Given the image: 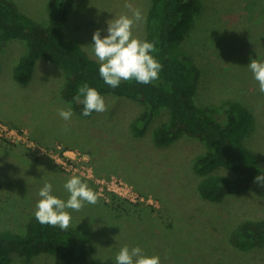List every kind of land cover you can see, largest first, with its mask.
I'll use <instances>...</instances> for the list:
<instances>
[{
	"label": "rangeland",
	"instance_id": "1",
	"mask_svg": "<svg viewBox=\"0 0 264 264\" xmlns=\"http://www.w3.org/2000/svg\"><path fill=\"white\" fill-rule=\"evenodd\" d=\"M20 10L47 24L50 0H13ZM143 19L133 36L146 41L151 0H128ZM263 0H202L195 24L182 41V51L196 66L195 102L215 108L228 99L242 102L254 119L245 144L264 159V94L248 65L264 62ZM125 0H75L66 32L79 38L91 58L93 33L107 34V21L131 16ZM27 50L12 39L0 46V230L24 233L35 216L45 182L52 194L67 200L64 184L72 177L98 194L95 205L68 209L70 227L86 235L95 248L94 262L115 264L120 249L139 246L160 264H264V243L241 249L231 241L235 227L246 219L264 218V197L253 191L234 193L222 201L201 197V176L193 163L205 152L204 141L182 135L157 145L153 129L169 120L162 110L143 136L131 123L143 111L137 100L101 95L103 113L79 114L62 95V68L41 57L32 78L19 82L14 65ZM70 106L64 121L58 110ZM68 129L67 131L65 129ZM42 150V151H41ZM218 173L231 175L227 170ZM9 264H66L43 253Z\"/></svg>",
	"mask_w": 264,
	"mask_h": 264
},
{
	"label": "trees",
	"instance_id": "2",
	"mask_svg": "<svg viewBox=\"0 0 264 264\" xmlns=\"http://www.w3.org/2000/svg\"><path fill=\"white\" fill-rule=\"evenodd\" d=\"M74 1L50 0L48 22L40 24L13 0H0V46L12 39H20L27 46L14 65V78L29 81L37 60L43 57L64 71L62 95L79 114L83 104L75 97L85 82L101 95L140 101L144 109L131 123L135 136L145 135L154 118L166 109L169 120L153 129L157 145L169 144L182 135L201 139L206 145L205 152L197 155L193 163L201 176V197L219 202L228 195L247 191L264 197V186L254 183V177L264 175V159L243 139L253 123L252 113L242 102L232 99L215 108L201 107L195 102L192 73L197 68L182 51L181 43L195 24L202 0H151L146 41L155 45L151 54L162 65L159 78L147 85L135 80L122 81L115 89L104 83L98 61L88 55L79 38L66 32ZM220 169L232 174L218 173ZM231 241L241 249L263 244L264 218L240 222ZM94 248L80 230L41 225L35 216L30 218L24 233L0 230V264H9L16 258L31 260L43 253L57 255L66 264H110L92 261L90 254Z\"/></svg>",
	"mask_w": 264,
	"mask_h": 264
},
{
	"label": "clouds",
	"instance_id": "3",
	"mask_svg": "<svg viewBox=\"0 0 264 264\" xmlns=\"http://www.w3.org/2000/svg\"><path fill=\"white\" fill-rule=\"evenodd\" d=\"M124 7L131 12V16L122 14L107 21V34L102 37L103 30L97 29L92 36L94 43L91 46L99 63V75L104 83L113 89L119 87L122 81L135 80L140 84H150L159 78L162 69V65L151 54L155 52L154 43L141 41L133 36L134 25L143 19L141 10L135 8L128 0H125ZM248 68L258 82L260 93L264 94V62L252 59ZM75 99L83 104L82 115L85 117L93 112L107 111L104 98L97 89L90 87L86 82L79 87ZM58 115L64 121H70L73 112L68 106L59 109ZM254 183L264 186V175L254 177ZM64 188L69 193L66 201L52 194L51 183L45 182L40 188L38 195L41 199L36 204L34 215L41 225L67 230L72 219L68 209L80 211L85 203H98V194L79 176H72L64 184ZM115 264H160V258L145 255L139 246L129 248L125 245L116 255Z\"/></svg>",
	"mask_w": 264,
	"mask_h": 264
}]
</instances>
